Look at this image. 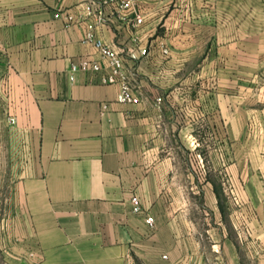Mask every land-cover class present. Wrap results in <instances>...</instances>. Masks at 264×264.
<instances>
[{"label": "crops", "instance_id": "0c3cea01", "mask_svg": "<svg viewBox=\"0 0 264 264\" xmlns=\"http://www.w3.org/2000/svg\"><path fill=\"white\" fill-rule=\"evenodd\" d=\"M89 1L0 0V111L11 128L0 144L26 160L21 170H0L6 257L14 264H244L224 228L200 234L183 214L181 191L198 185L199 123L213 120H200L192 99L183 102L177 80L197 55L198 33L213 39L241 30L232 18L247 1L139 0L145 23L135 30L104 6L106 21L95 32L133 71L137 103L118 101L119 85L102 82L105 70L71 69L83 59L105 65L86 40L95 23ZM60 11L78 21L56 17ZM240 38L217 44L238 46Z\"/></svg>", "mask_w": 264, "mask_h": 264}, {"label": "rangeland", "instance_id": "374dc122", "mask_svg": "<svg viewBox=\"0 0 264 264\" xmlns=\"http://www.w3.org/2000/svg\"><path fill=\"white\" fill-rule=\"evenodd\" d=\"M246 1L245 12L232 18L242 29L216 32L213 39L199 32L197 55L177 80L183 102L192 99L200 120L206 114L213 120L208 127L199 123L198 185L179 197L200 234L221 226L244 264H264V0ZM236 35L241 45L218 46L217 40ZM1 111L0 137L7 138L11 128ZM25 161L11 144H0V170H21ZM3 230L0 221V264H14L5 255Z\"/></svg>", "mask_w": 264, "mask_h": 264}, {"label": "built area", "instance_id": "2783aa9c", "mask_svg": "<svg viewBox=\"0 0 264 264\" xmlns=\"http://www.w3.org/2000/svg\"><path fill=\"white\" fill-rule=\"evenodd\" d=\"M139 0H90L86 4V12L88 16L95 19L94 24L88 26L86 33V40L93 44L101 57L105 60V65L96 60L83 59L79 64L73 63L72 71L77 69L103 71L106 73L102 76V82L106 84H118L119 92L117 99L123 103H137L140 102V94L137 93L133 85V71L126 64L122 53L117 50L110 43L106 42L102 37H99L96 32V25L103 24L106 21L104 6H113L120 12V19L125 21L130 28L135 30L145 23V14L139 9ZM64 15V16H63ZM64 17L68 23L78 21L74 15L68 12H57L56 17ZM143 54H147V49H142ZM167 53V49H164ZM10 122L15 123L16 119L11 116ZM133 210L135 212L142 211V204L138 196L132 197ZM146 223L150 226L154 225V218L147 215Z\"/></svg>", "mask_w": 264, "mask_h": 264}]
</instances>
